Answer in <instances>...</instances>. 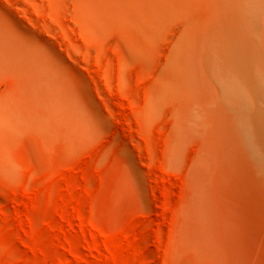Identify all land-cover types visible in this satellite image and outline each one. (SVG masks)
<instances>
[{"label": "rangeland", "instance_id": "obj_1", "mask_svg": "<svg viewBox=\"0 0 264 264\" xmlns=\"http://www.w3.org/2000/svg\"><path fill=\"white\" fill-rule=\"evenodd\" d=\"M234 2L162 0L149 24L111 0H0V264H264V23Z\"/></svg>", "mask_w": 264, "mask_h": 264}, {"label": "bare ground", "instance_id": "obj_2", "mask_svg": "<svg viewBox=\"0 0 264 264\" xmlns=\"http://www.w3.org/2000/svg\"><path fill=\"white\" fill-rule=\"evenodd\" d=\"M147 8L137 1L133 0H111V9L116 15L126 13L131 18L139 21L140 23L153 24L163 11H166V7L163 6L162 0H144ZM121 5L127 8L124 10ZM234 7L245 14L246 26L254 31L256 26L264 23V2L263 0H235ZM254 28V30H253ZM253 45L260 47L263 50V54L257 53L256 56L264 55V33L254 35ZM205 61L211 76L219 84V33L210 32L205 39ZM131 45V44H130ZM138 47L140 43L135 42ZM227 88L229 89V96L233 108L237 111V124L241 134L242 142L251 149V151L257 156L258 145L254 142L250 131L251 116L256 109L257 103L252 104V98L249 99L246 90V84L238 74L228 73L224 78ZM259 80V81H258ZM242 81V82H241ZM254 82L261 88H264V56L261 58L259 67H257V74L254 77ZM257 101V100H256ZM255 101V102H256ZM256 115L264 118V105L258 107Z\"/></svg>", "mask_w": 264, "mask_h": 264}]
</instances>
